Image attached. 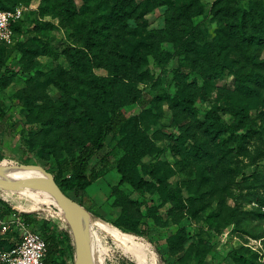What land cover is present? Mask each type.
<instances>
[{
  "label": "rangeland",
  "instance_id": "rangeland-1",
  "mask_svg": "<svg viewBox=\"0 0 264 264\" xmlns=\"http://www.w3.org/2000/svg\"><path fill=\"white\" fill-rule=\"evenodd\" d=\"M136 1L145 14L129 21L140 31L129 70L141 76L126 81L136 101L119 112L138 119L109 133L90 160L99 178L76 193L69 160L97 130L94 79L123 74L113 65L129 50L101 56L88 30H73L49 0H0V10L22 15L15 39L0 42V164L39 167L66 189L90 219L98 264H138L131 252L139 244L157 259L149 264H264V89L253 65L240 71L250 89L239 88L233 67L244 59L225 35L226 9H259L264 0ZM170 27L199 32V53L179 55ZM149 36L164 60L136 51ZM252 53L264 60V47ZM237 111L244 128L227 132ZM1 210L28 214L37 232L58 235L68 255L56 264H75L72 231L46 190L0 187ZM111 229L135 240L120 241ZM16 230L0 227V246H10Z\"/></svg>",
  "mask_w": 264,
  "mask_h": 264
},
{
  "label": "trees",
  "instance_id": "trees-1",
  "mask_svg": "<svg viewBox=\"0 0 264 264\" xmlns=\"http://www.w3.org/2000/svg\"><path fill=\"white\" fill-rule=\"evenodd\" d=\"M151 1L153 3L158 0ZM49 2L57 14L70 23L69 25L73 30H77L78 28L80 32H83L84 29L88 30L87 38L92 37L94 40L93 44L100 50L101 56L107 53L109 56L115 57L121 50L127 51L133 47L140 31L138 27L131 28L129 21L136 20L140 22L143 20L145 14L141 12L143 8L136 0H114L112 3L108 0H83V6L80 9H78L74 0H49ZM226 2L228 4L233 3V6L236 4L234 0H226ZM225 12V15L228 17L225 20V35L229 37L230 41L236 43L234 47L242 53L241 55L244 59L242 62L236 63L241 64L239 70L233 67L234 75L238 78L239 88L250 89V79H248L249 81L244 79L240 71L242 72L249 65H253L257 69L253 78L256 77L257 86L260 89H264V75L260 76V73L264 72V60L259 61V55L257 56L252 53V48L258 46L261 50V47H264V7L249 10L244 8L233 9L230 7ZM18 22L12 24L15 36H17L16 25ZM176 28L170 27L165 33L170 35L172 42L180 46L179 55H187V53L197 55L199 53L197 42L202 40L201 34L193 30L189 32L178 31ZM150 37H146V39L149 38L150 40ZM0 42L7 44L2 41ZM144 43V45L141 43L135 45L136 51L143 46L148 49L149 54L155 60L161 61L166 58L167 52L161 50L159 42L150 40L149 43ZM128 52V54H121L122 62L115 61L116 63L113 65L114 69L123 71V74H115L109 78L96 77L94 79L95 95L97 97L96 103L100 108V116L96 121L97 130L91 139L80 143V150L74 158L69 160L70 169L76 180V193L85 190L99 178V169L95 167L90 169V160L104 148L109 133L115 132L118 128H126L125 126L131 121L135 120L137 122V117L130 119L119 112L120 107L136 101V97H133L132 94L133 89L128 83L138 82L141 76L140 72L129 70L136 62H134V56L130 55L133 49ZM123 61H125L124 64ZM259 76L261 77L260 79ZM118 78L123 79L122 85L126 86L128 92L126 95L122 94L124 89L119 84ZM183 103L186 108L193 107L192 101L188 97L183 99ZM234 115L235 117H239V119L231 125L226 124V131L235 134L243 130L244 116L240 111L234 112ZM0 117H4L2 109L0 110ZM243 137L242 135L241 138ZM57 183L68 194L58 181ZM11 214V212L1 210L0 217L3 218ZM19 216L33 231L37 232L33 227L34 221L28 214L22 213ZM40 234L48 245L47 259L49 262L56 264V256L58 254H62L63 256L68 255L67 251L61 248L62 241L58 235L55 233L48 235ZM12 246L13 244H10L8 247L1 245L0 248L9 249Z\"/></svg>",
  "mask_w": 264,
  "mask_h": 264
},
{
  "label": "built area",
  "instance_id": "built-area-1",
  "mask_svg": "<svg viewBox=\"0 0 264 264\" xmlns=\"http://www.w3.org/2000/svg\"><path fill=\"white\" fill-rule=\"evenodd\" d=\"M21 10H0V41L11 43L15 39L12 24L21 19ZM0 227L6 233L17 229L18 239L9 249L0 248V264H54L48 261V245L42 235L33 231L19 214L0 217Z\"/></svg>",
  "mask_w": 264,
  "mask_h": 264
},
{
  "label": "water",
  "instance_id": "water-1",
  "mask_svg": "<svg viewBox=\"0 0 264 264\" xmlns=\"http://www.w3.org/2000/svg\"><path fill=\"white\" fill-rule=\"evenodd\" d=\"M50 175V174H49ZM0 187L6 188H41L49 190L51 196L56 199L68 225L72 231L76 246L75 264H96L88 230L85 225L83 208L81 205L59 186L57 181L50 175L45 177H24L18 179L0 178ZM46 190V191H47ZM48 192V191H47ZM49 193V192H48ZM49 193V194H50Z\"/></svg>",
  "mask_w": 264,
  "mask_h": 264
},
{
  "label": "bare ground",
  "instance_id": "bare-ground-1",
  "mask_svg": "<svg viewBox=\"0 0 264 264\" xmlns=\"http://www.w3.org/2000/svg\"><path fill=\"white\" fill-rule=\"evenodd\" d=\"M24 177H45V178H50V175L47 172H45L44 170H42L41 168H39V167H34V166H31V167H19V166H9L7 164H0V178H3V179H18V178H24ZM47 191L50 193L49 190H47ZM50 196H51V193H50ZM51 197L56 201V199L53 196H51ZM83 216H84L85 225H86L87 230H88L89 238H90V241H91L90 219L85 213H83ZM102 226L104 228L108 227V226L107 227L104 226L103 224H102ZM110 231L120 241H129L130 242V241H134L135 240V238L132 235L123 234L117 229H111ZM141 243H142V241H141ZM134 249L135 250H133L131 252L132 255L134 256L132 258L136 259L138 264H149L150 258H152L151 260L154 263H156L157 259L155 258L154 255H152V253L146 247H144V245H142V244L136 245V247ZM92 251H93V249H92ZM93 258L95 260V263L98 264V259L99 258H97V255H95L94 251H93Z\"/></svg>",
  "mask_w": 264,
  "mask_h": 264
},
{
  "label": "crops",
  "instance_id": "crops-1",
  "mask_svg": "<svg viewBox=\"0 0 264 264\" xmlns=\"http://www.w3.org/2000/svg\"><path fill=\"white\" fill-rule=\"evenodd\" d=\"M18 236H19V233H18ZM17 239H18V238H17ZM17 239H16V240H17ZM16 240H14V242H15ZM14 242H12V244H14Z\"/></svg>",
  "mask_w": 264,
  "mask_h": 264
}]
</instances>
